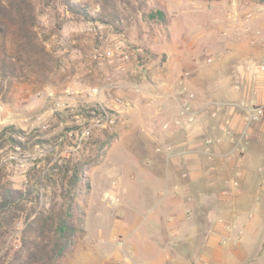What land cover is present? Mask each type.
Listing matches in <instances>:
<instances>
[{
	"label": "rangeland",
	"instance_id": "1",
	"mask_svg": "<svg viewBox=\"0 0 264 264\" xmlns=\"http://www.w3.org/2000/svg\"><path fill=\"white\" fill-rule=\"evenodd\" d=\"M29 1L35 15L34 48L29 53L15 51L16 75L0 76V131L7 125L22 131L17 136L21 143L8 141L0 146V179L24 188L54 161L76 159L81 152L90 154L98 140H109L87 171L85 232L75 243L81 257L85 255L82 245L91 249L99 234L101 245L108 239L120 241L118 227L112 228L116 219H131V224L136 218L123 209L124 195L135 189L131 182L139 168L150 164L146 158L155 149H164L157 140H168V134H173L177 144L167 147V154L180 160L201 155L208 159L209 189L219 187L218 194L208 200L223 204L216 222L231 234L219 235L216 246L201 258L198 240L180 241L178 250L197 256L193 264H264V205L241 208L244 232L234 233L236 218L229 203L240 195L237 188L233 190L238 179L228 183L214 162V148L221 140L214 130L230 140L235 136L230 110L246 117L253 107L264 113L257 99L264 91V69H260L264 64V0H145L146 10L162 9L163 22L148 20L141 11L119 2L116 25L73 14L66 0ZM72 1L87 4L91 14L100 10L101 0ZM36 45L40 52L35 51ZM237 66L248 77L239 74ZM223 76L224 80H218ZM161 103L165 110L159 108ZM202 124L207 132L200 130ZM234 142L227 156L245 152V143ZM240 167L234 163L232 172ZM179 172V179L187 180L184 168ZM195 188L201 190L199 184ZM39 190L41 203L47 205L51 190ZM193 195L203 198L200 192ZM113 198L117 201L112 205ZM197 219L203 225L195 228L204 234L205 219L201 215ZM207 227L209 233L213 231L212 219ZM20 228L9 236V245L18 244ZM178 228L179 233L188 232L184 225ZM74 257L72 252L61 264H76Z\"/></svg>",
	"mask_w": 264,
	"mask_h": 264
},
{
	"label": "crops",
	"instance_id": "2",
	"mask_svg": "<svg viewBox=\"0 0 264 264\" xmlns=\"http://www.w3.org/2000/svg\"><path fill=\"white\" fill-rule=\"evenodd\" d=\"M246 50L250 51L249 47H246ZM238 69L239 74L245 73L239 67ZM245 75L247 76L246 73ZM224 78L226 76L219 77L218 80H224ZM261 83L262 90H264V78ZM230 94V92L224 93L229 97ZM257 99L260 100L264 109V91L260 92ZM159 108L165 110L166 105L161 103ZM229 113L231 115V131L236 137L238 135V138L234 136L230 140L227 135L217 129L214 130L216 136L221 139L214 148V153L217 156L214 162L220 168L219 175L228 183H230V179L233 181L238 179V184L232 186L233 190L237 188L236 192L240 195L229 203L236 218L233 219L232 225L233 227L237 225L236 230L232 231L238 233L244 232L241 227L244 220L239 219L241 208H258L264 205V113L257 122L248 121L246 114L240 111L235 113L230 110ZM199 128L202 133L208 130L205 124ZM172 130L174 129L172 128ZM242 135V138L246 139L245 141L241 139ZM234 139L239 141L238 143H245V152L242 154L231 153L227 156L226 154L230 151L228 148L235 141ZM157 141L158 146L164 147V149L161 148L158 152L155 149L152 156L146 158L150 160V162L148 161L150 164L139 168L135 182H131V187H135V189H128L124 195L123 209L128 212L132 211V218L136 217L133 219L135 222L130 224L131 219H116L112 228L114 229V225L115 228L118 227L117 230L121 235L120 241L117 238L114 239V242L108 239L111 242L106 240L107 244L101 245L102 237L99 234L91 249L86 244L82 245L81 249L85 251L84 256L79 257L76 254L80 253L79 248L74 247L73 255L75 257L73 260L76 264H193V257L197 256L190 252L189 254L186 251V253L179 251L177 244L180 241L188 243L198 240L201 252L199 257L201 258L203 257L202 253L216 246L215 242L219 240V235H224V233L228 236L231 235L226 230H222L219 223L216 222L223 204L218 205V203H213V199L212 202L208 200L213 193L218 194L219 188L215 183L216 185L214 184L215 186H211L212 188L209 189V178L212 175L207 169L208 159L201 155L199 158L180 160L181 157L177 158L179 156L175 154H167V147L177 144L173 134H168V140L158 139ZM159 149L157 148V150ZM234 163L241 166L240 171L235 173L232 172ZM180 168H184V173L188 175L187 180L179 179ZM132 178H134V174ZM217 179L219 180V177ZM198 184L201 186L200 191L195 188ZM193 189L203 196L202 199L200 198L201 200L193 195L195 193ZM123 190L125 191L124 187ZM187 209H189L188 212H186ZM144 210L146 213H143ZM198 215L205 219L204 234L201 232L202 230L198 234L195 228L196 225H200V228L203 225V223L199 224ZM210 219L214 222V227L213 231L209 233L207 224ZM181 225H184L188 232L179 233L177 229L182 232L181 228H178ZM184 248L186 247L184 246Z\"/></svg>",
	"mask_w": 264,
	"mask_h": 264
},
{
	"label": "trees",
	"instance_id": "3",
	"mask_svg": "<svg viewBox=\"0 0 264 264\" xmlns=\"http://www.w3.org/2000/svg\"><path fill=\"white\" fill-rule=\"evenodd\" d=\"M119 2L141 11L148 20L164 21L162 9L152 6L146 10L145 0H101L95 14L81 2L66 0V6L73 14L90 21L116 25ZM34 20V7L29 0H0V76L16 75L15 51L29 53L34 48ZM14 43L22 48L16 49ZM35 51L40 52L37 45ZM20 133L13 125L5 126L0 131V146L8 141L21 143L17 138ZM108 142L98 140L94 152H81L76 159L64 157L54 161L42 176L24 188H14L0 179V264H61L74 251L76 240L85 232V191L90 186L87 171ZM40 187L51 190L47 205L41 203ZM19 226L18 244L9 245V236Z\"/></svg>",
	"mask_w": 264,
	"mask_h": 264
},
{
	"label": "built area",
	"instance_id": "4",
	"mask_svg": "<svg viewBox=\"0 0 264 264\" xmlns=\"http://www.w3.org/2000/svg\"><path fill=\"white\" fill-rule=\"evenodd\" d=\"M260 69H264V64L260 65ZM187 104V102L185 103ZM241 106H243V104H240ZM186 108H189V105H185ZM262 115V109L259 107H253L250 109L249 115L247 116V120L248 121H254L260 118V116ZM223 129H225V126L222 127ZM117 199L113 198L111 199L110 203L113 205L114 203H116Z\"/></svg>",
	"mask_w": 264,
	"mask_h": 264
}]
</instances>
